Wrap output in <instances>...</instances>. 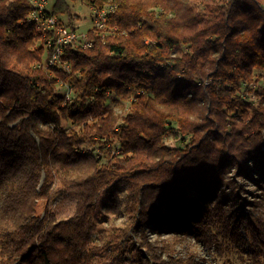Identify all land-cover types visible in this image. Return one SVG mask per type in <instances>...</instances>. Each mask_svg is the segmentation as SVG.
Segmentation results:
<instances>
[{
    "label": "trees",
    "instance_id": "trees-1",
    "mask_svg": "<svg viewBox=\"0 0 264 264\" xmlns=\"http://www.w3.org/2000/svg\"><path fill=\"white\" fill-rule=\"evenodd\" d=\"M107 1L105 26L87 31L92 47L65 46L67 72L48 63L54 30L47 36L27 19L33 0H0V264L149 262L141 249L150 230L206 235L222 223L230 170L248 175L252 161L264 174V0H201L202 10L190 0H86ZM50 2L78 28L68 0ZM60 81L78 94L59 93ZM110 95L130 100L123 122L106 108ZM170 135L190 142L170 146ZM115 139L122 154L107 162L89 148ZM54 177L59 195L76 201L67 218L50 206ZM107 190L109 212L123 205L129 222L103 239L109 261L92 246ZM223 224L240 242L242 222ZM249 229L264 244V221Z\"/></svg>",
    "mask_w": 264,
    "mask_h": 264
},
{
    "label": "rangeland",
    "instance_id": "rangeland-1",
    "mask_svg": "<svg viewBox=\"0 0 264 264\" xmlns=\"http://www.w3.org/2000/svg\"><path fill=\"white\" fill-rule=\"evenodd\" d=\"M68 1L72 11L80 15V19L75 21V25L78 26L77 29L80 32H87L93 25V7L88 5L86 0ZM190 1L199 10H202L201 0ZM64 17L68 18L66 15ZM44 62L46 63V60ZM38 63L39 66L43 64V62ZM69 68L71 69L70 64ZM256 72L260 73L262 71L257 70ZM259 83L263 84L264 79L260 80ZM75 87L68 82L64 83L60 81L57 84L58 92L66 94L68 98H73L78 94ZM244 88L245 85L243 90ZM241 95L247 100L257 102V98L254 95H248L244 91L241 92ZM130 106V100L110 95L106 108H113L116 112L121 113L122 117L119 119V122H123V118L131 111ZM71 124L70 120L63 122V125L66 127L71 126ZM165 141L170 146L185 147L190 142V136L176 138L170 135L166 137ZM105 145L104 149H101L98 144L97 146H89L90 149H94L95 153L101 154L103 158L102 162H107L108 157L122 154L121 145L118 140L115 139L110 141V143H105ZM85 148L87 149L88 146L85 145ZM250 166L253 169L249 171L248 175L241 174L242 171L236 167L230 170L229 176L232 183L223 186L220 194V197L222 195L221 198H223L220 204L223 211L221 224L213 225L206 235L197 234L194 231L184 232L173 228L166 229L165 227L159 232L150 230L147 238H145L150 243L149 249H145L144 247L141 249L143 254L148 257L149 262L144 260L143 257H141L140 261L138 259V262L140 264H264V244L257 243L258 239L255 238L249 229V224L252 220L259 218L264 221V174H262L261 168H257L255 162L251 161ZM51 183L55 199L50 201V206L56 216L58 218L71 216L75 211V198L59 195L60 182L55 177ZM109 193L108 190L102 192L96 206L95 217L98 221L99 230L94 235L92 245L95 248L96 255L108 261L112 256H107L105 247L102 244L104 242L103 239L109 237L116 239L121 229L129 224L128 214L123 205H121V208L115 211L111 210L110 212L108 210L110 208L105 206V200ZM45 206L46 201L43 199L37 211L43 214ZM234 210H237L239 217H237V213ZM224 220L228 228L229 225L232 227L236 224L237 226L242 222L239 226L241 234L240 242L236 243L229 236L225 235L227 232L224 230ZM230 221L235 224L233 225L232 222L229 224ZM139 239V236L134 238V240H137V243H139ZM126 246L128 245L126 244ZM137 246L141 247V245ZM126 254L128 258L135 256L133 252H126Z\"/></svg>",
    "mask_w": 264,
    "mask_h": 264
},
{
    "label": "built area",
    "instance_id": "built-area-1",
    "mask_svg": "<svg viewBox=\"0 0 264 264\" xmlns=\"http://www.w3.org/2000/svg\"><path fill=\"white\" fill-rule=\"evenodd\" d=\"M33 8L27 19L36 23L38 32L47 35L50 30H54V38H48L47 44L52 42L56 44L52 56L48 59V63L52 66L60 65L65 71L69 72V63L63 60L64 48L66 45L79 47H92L93 41L87 37V32H80L77 28L55 16L52 13L50 0H33ZM114 5L107 1L103 6H93V24L97 28H103L107 22L109 11ZM48 36V35H47Z\"/></svg>",
    "mask_w": 264,
    "mask_h": 264
},
{
    "label": "bare ground",
    "instance_id": "bare-ground-1",
    "mask_svg": "<svg viewBox=\"0 0 264 264\" xmlns=\"http://www.w3.org/2000/svg\"><path fill=\"white\" fill-rule=\"evenodd\" d=\"M93 15V14H92ZM92 21H93V16H92ZM94 25V24H93Z\"/></svg>",
    "mask_w": 264,
    "mask_h": 264
}]
</instances>
